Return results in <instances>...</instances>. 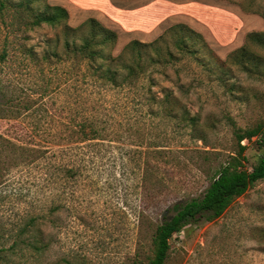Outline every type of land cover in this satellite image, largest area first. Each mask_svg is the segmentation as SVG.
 <instances>
[{
  "label": "rangeland",
  "instance_id": "1",
  "mask_svg": "<svg viewBox=\"0 0 264 264\" xmlns=\"http://www.w3.org/2000/svg\"><path fill=\"white\" fill-rule=\"evenodd\" d=\"M184 1L200 5L153 10L164 3L153 0L134 14L73 6L59 26L33 20L70 0L0 6V264H148L157 225L204 195L237 148L235 128L264 122V46H252L254 72L223 64L248 32H264V0ZM147 10L152 25L128 21ZM90 17L117 30L115 55L133 39L148 43L144 73L123 69L118 85L84 80L85 66L73 76L66 25ZM166 93L176 98L169 106L157 102ZM92 122L101 138L81 141L77 130ZM258 140L243 141L249 168L264 153ZM165 264H264V179L221 217L175 233Z\"/></svg>",
  "mask_w": 264,
  "mask_h": 264
},
{
  "label": "trees",
  "instance_id": "2",
  "mask_svg": "<svg viewBox=\"0 0 264 264\" xmlns=\"http://www.w3.org/2000/svg\"><path fill=\"white\" fill-rule=\"evenodd\" d=\"M32 1L36 0H27L28 9H30ZM6 5L7 0H0L1 7ZM47 7L50 12L34 15V24L47 23L59 26L67 23L69 18L67 8L62 5H48ZM66 26L68 27L66 31V55L73 64L72 73L74 77L79 74V69L85 66L88 72L82 75L84 80L90 76L96 84L118 85L127 81V76L120 80L123 69L128 71L129 77L144 73L147 66L142 64L145 49L143 50L141 46H146L148 43L133 39L123 47L120 54L115 55L114 46L119 34L117 30L105 25L99 19L90 17L77 27ZM85 28L88 29L85 30ZM186 41V38L182 36L178 38L177 43L181 47H185ZM253 45L264 46V32H248L245 42L238 47L237 51L229 53L223 64L232 62L244 71L254 72L253 70L261 63V57L252 50ZM130 51L135 59L127 63L125 56ZM3 58L4 55L1 54L0 61ZM175 99L171 93H166L164 99L157 102L169 106ZM169 111L172 110L169 109ZM182 119L188 124L194 121V117L189 115H185ZM77 132L81 141L101 138V131L93 122L81 124ZM234 135L237 140V148L228 155L226 161L210 178L209 186L204 195L200 198L176 203L173 206L174 215L157 225L153 239L154 254L148 264H165L171 248V239L175 233H180L187 225L197 222L201 218L211 221L221 217L236 198L243 195L256 182L264 179V153L260 156L257 164L249 168L247 166L248 157L245 154L248 145L243 144L246 139L250 141L254 137H258V143L264 148V122L246 129L235 128ZM159 165L157 163L156 168L158 170ZM157 172L159 171L154 172L151 176ZM33 245L36 249L43 250L48 246V243H45L42 238H38ZM132 264L142 263L134 261Z\"/></svg>",
  "mask_w": 264,
  "mask_h": 264
},
{
  "label": "crops",
  "instance_id": "3",
  "mask_svg": "<svg viewBox=\"0 0 264 264\" xmlns=\"http://www.w3.org/2000/svg\"><path fill=\"white\" fill-rule=\"evenodd\" d=\"M173 2L175 5L174 6H167L166 2ZM176 1V2H174ZM133 3L134 5L131 7L126 6V3ZM193 4V3H198V2H194V1H190V2H185L184 0H164V3L161 5H158L156 7L153 8V10H184V5L186 6L187 4ZM210 3V2H209ZM153 4V0H70L69 4H61L62 6H64L65 8H67L68 10H73V6H79L80 8L84 9V10H122L121 14L124 13L126 10H131L130 12H132V14L136 13V11H142L140 9H143L144 7H148L150 5ZM200 5V3H198ZM210 4H214V5H218L215 3H210ZM110 5V6H109ZM220 6V5H218ZM103 7V8H102ZM107 7H111V8H107ZM182 7V8H180ZM223 10H227L226 7L221 6ZM180 8V9H179ZM193 8H198V7H193ZM144 10V9H143ZM232 12V11H230ZM234 13V12H233ZM119 14V15H121ZM206 14L209 13L207 12ZM126 17V14H123ZM139 17H137L138 19L136 20L135 15H130V17L128 18V21L131 22V20L136 23V25H139V23L141 24H151L153 23V15L150 12V10H147L145 12V14L141 15L139 13ZM206 19V18H205ZM202 20V19H201ZM206 21V20H204ZM128 23V22H127ZM132 23V22H131ZM247 35V34H246ZM246 38V36H245ZM245 42V41H244ZM231 52V51H230ZM229 54V53H228ZM227 54V55H228Z\"/></svg>",
  "mask_w": 264,
  "mask_h": 264
}]
</instances>
